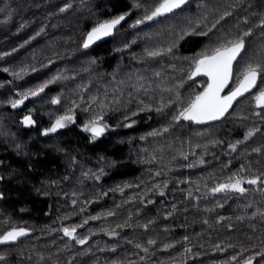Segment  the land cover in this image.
<instances>
[{"label": "trees", "instance_id": "16d2710c", "mask_svg": "<svg viewBox=\"0 0 264 264\" xmlns=\"http://www.w3.org/2000/svg\"><path fill=\"white\" fill-rule=\"evenodd\" d=\"M65 3L71 7L61 12ZM132 4L133 0H0V53H8L0 56V192L4 194L0 234L14 226L32 230L15 243H0V264H243L264 250V192L258 190L264 185L245 181L249 191L244 194L210 192L233 173H264V114H255L261 110L254 101L264 83L260 79L255 91L215 121H173L179 106L167 103L175 101L176 90L185 101L193 90H203L205 76L188 78L191 58L226 34H235L237 24L243 28L244 16L248 26L256 24L264 14V0H189L168 18L135 26L143 8ZM233 4L237 6L229 7ZM226 8L232 15L207 36L190 34L177 41L189 20L208 13L211 24ZM124 11L131 17L112 39L81 51L95 24ZM248 40L251 53L261 43L259 29ZM174 41L172 51H166ZM161 47L165 52L159 56L145 53ZM238 60L239 65L244 63ZM239 65L235 63L231 87ZM21 68L28 70L14 76ZM57 74L59 78L43 92L16 108L6 102ZM138 84L147 90L138 89ZM53 97H59V103H53ZM161 98L165 107L157 112ZM141 100L153 107L132 116L144 107ZM68 109L73 122L44 135L43 129ZM98 114L113 128L135 118L145 122L94 140L82 125ZM25 115L36 121L34 127L22 123ZM250 128L256 131L243 141ZM213 140L217 142L210 143ZM237 140L243 143L234 151L228 144ZM256 147L262 151L253 152ZM73 224L81 225L77 235L89 237L84 245L64 236L62 227ZM105 229L117 235L109 236ZM149 238L156 244L148 245ZM137 242L149 251L136 248ZM165 244L170 247L164 248ZM233 255L236 260H231ZM260 260L256 256L253 264Z\"/></svg>", "mask_w": 264, "mask_h": 264}, {"label": "snow or ice", "instance_id": "6c2138e0", "mask_svg": "<svg viewBox=\"0 0 264 264\" xmlns=\"http://www.w3.org/2000/svg\"><path fill=\"white\" fill-rule=\"evenodd\" d=\"M187 3V0H154L153 3H141V0H133L132 8L140 9L143 8V14L141 17L137 18L133 26L140 25L145 21H157L158 18H168L169 14H175L177 9H181L183 5ZM237 5L233 4L229 7L234 8ZM71 4L65 3L63 7L60 9L61 12L69 9ZM130 11V10H129ZM129 11L121 12L117 15L112 16L111 18L104 19L101 22H98L91 28L90 31L87 32V36L83 41V47L87 48L94 41L100 40L102 37L109 36L114 32L117 25L121 23L129 15ZM232 13L227 8L224 9L220 14L215 17L211 24L207 23L208 13H205L203 17L196 18L194 21L189 20L187 22V26L180 29V34L177 37V41L183 39L185 36L190 34H195L199 36H207L213 29H216L217 25L220 21L224 20L225 17L231 16ZM244 27L241 28L239 24L236 25L238 31L235 34H226L223 39H218V42L211 46H206L197 52L192 58L188 68V78L196 77L200 74L205 76L206 82L202 91L193 90L191 94L188 96L185 101L181 93L176 90L175 95L176 99L173 101L169 99L167 103L177 104L178 110L172 115L173 121H192L196 123H204L208 121H215L221 117H224L226 113H228L229 109L232 107L233 102L237 100L238 97L243 96L244 93L249 92L254 86L257 85L258 78L261 79V82L264 83V14H261V18L258 22L252 26H248L249 18L248 16H244ZM254 29H259V37L261 39L260 45L256 48L255 51L249 53V49L247 47L249 40L254 33ZM43 31V28L40 29ZM39 33H37L38 35ZM27 43V41H25ZM176 41L168 46L166 51L171 52L172 48L175 46ZM125 48L128 47V44L124 45ZM15 51V49H13ZM165 52L164 48H156V49H145V53L148 57H156ZM8 53H0V56H5ZM247 57V59H245ZM244 60L242 65H239V60ZM234 62L239 65V70L236 73V78L233 82V85L229 91L225 94H222L225 88L229 85L230 81L233 80V66ZM51 63V61H49ZM27 68H21L19 72H13L14 76L19 77L20 73L26 72ZM32 71H36L35 68L31 69ZM4 71H9V69L5 68ZM154 75L159 76L160 73L156 72ZM59 78V74L53 76L50 80H44L42 83H39L35 87L26 88L22 91H19L18 99H10L6 101L13 108L24 103V101L30 96H37L39 93L43 92L45 87L48 84L53 83ZM139 80H144V77H138ZM184 81H178V84L182 87ZM138 89H145L144 84H138L136 86ZM168 91H173V89H167ZM131 95V93H129ZM95 99V97H93ZM254 101L257 108L261 111L256 112V115L264 114V87H260L259 90L254 95ZM53 103H59V97H53ZM102 106H103V102ZM140 104H144L141 100ZM73 105H75V101H73ZM153 105L144 104L143 108H137L135 111L131 113L132 116H135L137 112L144 111L145 109H151ZM165 107L163 98H161L159 106L156 108L157 112H160ZM125 120H128V116L124 117ZM74 120V114L71 109H68L63 115H59L55 118L54 122L49 126L43 129V134L47 135L49 133H55L58 129L64 128L67 123L72 122ZM22 123L26 126H30L36 123V121L32 118L31 115H25L22 118ZM130 123H135L134 120L130 121ZM83 129L86 132L91 133L92 139H96L101 136L105 130L109 127V125L104 122L103 116L98 114L90 119L86 124L82 125ZM167 126H165V130ZM256 131L255 128L248 129L245 132L243 141H247L249 137L253 135ZM155 135L154 131L151 133ZM143 139V137H141ZM241 140H237L235 143H229L228 147L230 149L236 150V146L238 144L243 143ZM217 141L213 140L210 143L215 144ZM199 147V145H196ZM20 146L17 145V148ZM253 152L260 153L262 149L260 147H256L252 149ZM182 156H187L185 153L181 152ZM203 163V161H201ZM191 167V165H188ZM244 170V166H241V170ZM101 173L103 170H100ZM84 175H89V173H84ZM262 176L264 173L260 175H241L239 172L233 173L231 176L226 177L225 182L216 183L213 187H211L210 192L213 194L220 192H236L240 194H244L249 191L248 188L244 187L245 181L249 185H264V180H262ZM97 180L100 179L99 176L95 177ZM3 179V177H0ZM55 183V181H52ZM167 182H165L166 184ZM127 186V185H126ZM207 187V186H206ZM259 191L264 192V187L258 188ZM122 191V189H121ZM162 191V189H161ZM189 196L192 195L191 192L188 193ZM3 193L0 192V198L3 197ZM44 195H47L45 192ZM76 193H73L75 196ZM72 204H76V200H72ZM250 205H246L249 207ZM108 215H112L111 212L107 213ZM171 213H169L170 215ZM256 213H252L255 215ZM264 215V213H262ZM99 217H93V219H98ZM220 219H223L221 217ZM87 223V220H85ZM151 223V221H149ZM127 226V225H123ZM81 227V225H70L62 227V231L64 236L75 240V243L83 245L88 240V236H79L77 235V228ZM117 227H121V225H117ZM144 228L148 227V224L143 225ZM231 227V225H229ZM32 230L27 227H11L9 230L5 231L3 234H0V243L5 242H15L19 237L24 236L31 232ZM109 236H116L117 233L111 230L105 229ZM185 241L188 240V237H183ZM129 243H133V241H128ZM148 245L156 244V240L149 238L147 241ZM136 248H142V250L147 253L149 248L144 246L143 244L137 242L135 243ZM164 248L170 247L169 244L163 245ZM113 248L115 246L113 245ZM223 251V249H220ZM243 250V249H242ZM90 251V249H89ZM190 248H185V252H190ZM256 256H260L261 260L257 261V264H264V250L260 252H255L247 259L244 260L243 264H253V260ZM3 258V254H0V259ZM42 258V256H41ZM144 259V257H141ZM231 260H236V255L231 257ZM114 264H118V262H114ZM131 264V262H130ZM221 264H226V262H221Z\"/></svg>", "mask_w": 264, "mask_h": 264}, {"label": "water", "instance_id": "95a60500", "mask_svg": "<svg viewBox=\"0 0 264 264\" xmlns=\"http://www.w3.org/2000/svg\"><path fill=\"white\" fill-rule=\"evenodd\" d=\"M188 1H189V0H187V2H188ZM183 6H184V5H183ZM130 17H131V13H129V15H128L127 17H125V19H124L123 21H121V23H120L119 25H117L116 29L114 30V32H113L112 34H110L109 36H106V37H102L100 40L94 41V42H93L92 44H90L87 48L83 47V42H82V45H81V51H82V52L89 51L90 49H92V48L95 47L96 45H99L100 43H103V42H105V41H107V40L112 39V38L115 36L117 30L120 29V28L122 27V25H123V24H124V23H125ZM86 36H87V35H86ZM85 38H86V37H85ZM83 41H84V40H83ZM235 63H236V62H234V66H235ZM234 66H233V71H234ZM259 81H260V78H258V80H257V85H256V86H254L252 89H250L249 92L244 93L243 96L238 97L237 100L233 102V105H232V107L229 109L228 113L232 110V108L234 107V105H235L240 99L244 98L245 96L249 95L250 93H252L253 91L256 90V88H257V86H258V84H259ZM231 85H232V81H230L229 85L225 88V90H224V92H223L222 94H225L227 91H229V90L231 89ZM228 113H226L225 116H226ZM225 116H224V117H225ZM224 117H221V118H219V119H222V118H224ZM219 119H218V120H219ZM34 126H35V124L30 125V126H28V127H29V128H32V127H34ZM26 235H27V234H26ZM26 235H24V236H26ZM24 236L19 237L15 242H17L18 240H20V239L23 238ZM15 242H5V243H3V244H11V243H15ZM83 245H84V244H83Z\"/></svg>", "mask_w": 264, "mask_h": 264}, {"label": "rangeland", "instance_id": "374dc122", "mask_svg": "<svg viewBox=\"0 0 264 264\" xmlns=\"http://www.w3.org/2000/svg\"><path fill=\"white\" fill-rule=\"evenodd\" d=\"M133 120L135 121V123H130V121H129L126 124L121 125V126H119L117 128L108 127L105 130V132L101 136L97 137L96 139L98 140V139L104 138L105 136H107V135H109L111 133H114V132H120V131L122 132V131H126V130H129V129L135 128V127H137V126H139V125H141V124H143L145 122L143 118L142 119L141 118H135ZM72 122L67 123L64 128H67ZM64 128H61V129H64ZM58 130H60V129H58ZM87 133H88L89 137L92 139L91 133H89V132H87Z\"/></svg>", "mask_w": 264, "mask_h": 264}]
</instances>
